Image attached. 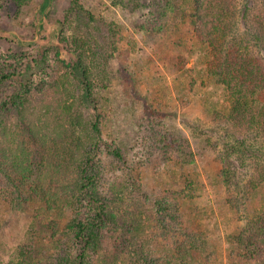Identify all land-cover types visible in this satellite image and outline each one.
<instances>
[{"label": "rangeland", "instance_id": "374dc122", "mask_svg": "<svg viewBox=\"0 0 264 264\" xmlns=\"http://www.w3.org/2000/svg\"><path fill=\"white\" fill-rule=\"evenodd\" d=\"M194 3L0 0V74L10 75L0 88V141L25 125L18 107L2 104L22 91L30 63L33 92L25 114L39 113L41 123L53 127L54 114L63 111L55 110L54 97L68 87L62 107L80 113L86 125L100 120L103 146L122 153L116 158L101 148L97 156L100 189L116 223L105 231L104 254L87 257L90 264H161L174 260L193 235L204 244L184 264H226L234 254L228 237L264 206V184L254 194L244 190L249 162L232 157L243 190L223 180L226 133L218 114L228 112L229 102L207 70L210 55L195 33ZM89 35L101 80L83 104L70 83L56 84L66 70L60 61L70 60L66 52L58 56L56 45L73 50ZM43 50L47 57L39 63ZM28 148L35 153L34 144ZM2 187L0 173V264H24L25 247L30 264H70L80 255L67 227L68 208L40 199L14 206L1 197Z\"/></svg>", "mask_w": 264, "mask_h": 264}, {"label": "trees", "instance_id": "16d2710c", "mask_svg": "<svg viewBox=\"0 0 264 264\" xmlns=\"http://www.w3.org/2000/svg\"><path fill=\"white\" fill-rule=\"evenodd\" d=\"M191 18L197 37L209 51L207 70L223 85L229 102L228 112L218 114L226 133L222 137L223 180L229 187L243 190L239 172L232 166V157L243 166L249 162L252 177L244 190L254 194L264 184V0H195ZM92 42L94 38L89 35L80 36L73 50L66 49L63 43L56 45L58 56L66 52L70 58L60 61L66 70L60 76L62 82L57 80L56 84L70 83L83 104L91 101L93 89L101 80L94 72L98 63L93 57ZM46 51L43 50L39 63L45 62ZM32 76V66L28 63L20 79L22 91L2 104V107H18L25 125L13 129L12 134L6 132L4 142L0 141L1 197L14 206L29 199H40L49 206L62 203L71 215L67 227L72 239L82 247L80 255L70 264H90L87 257L104 254L105 231L116 223V217L107 211L108 199L100 189L97 156L101 148L116 158H122V153L120 149L103 146L100 120L86 125L80 113L73 114L69 107H62L69 94L68 87L54 97L55 110L62 108L63 111L54 114L53 127L47 122L41 123L39 113L25 114L33 92ZM9 78L8 74H0V88ZM150 113L156 114V111ZM79 128L85 138L81 137ZM29 142L35 145V153L30 152ZM230 202L235 206L233 196ZM84 208L88 213H84ZM228 239L234 254H230L226 264H242L241 261L264 264V206L254 209L243 231ZM202 244L200 237L189 236L175 259L166 258L161 264L178 261L184 264ZM28 249H21L24 264H30L32 251L28 254ZM143 256L146 260L145 253Z\"/></svg>", "mask_w": 264, "mask_h": 264}]
</instances>
